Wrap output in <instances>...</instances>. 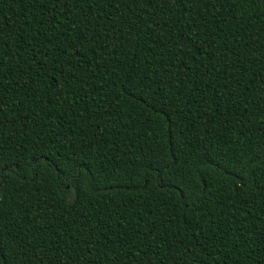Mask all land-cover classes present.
<instances>
[{
    "label": "trees",
    "instance_id": "trees-1",
    "mask_svg": "<svg viewBox=\"0 0 264 264\" xmlns=\"http://www.w3.org/2000/svg\"><path fill=\"white\" fill-rule=\"evenodd\" d=\"M0 264H264V0H0Z\"/></svg>",
    "mask_w": 264,
    "mask_h": 264
}]
</instances>
